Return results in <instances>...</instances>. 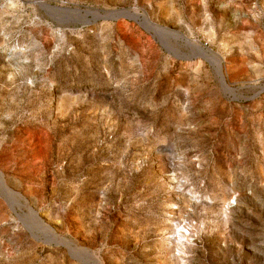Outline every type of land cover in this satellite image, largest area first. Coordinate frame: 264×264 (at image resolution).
I'll return each mask as SVG.
<instances>
[{
	"label": "rangeland",
	"instance_id": "1",
	"mask_svg": "<svg viewBox=\"0 0 264 264\" xmlns=\"http://www.w3.org/2000/svg\"><path fill=\"white\" fill-rule=\"evenodd\" d=\"M0 173V264H264V0H0Z\"/></svg>",
	"mask_w": 264,
	"mask_h": 264
},
{
	"label": "bare ground",
	"instance_id": "2",
	"mask_svg": "<svg viewBox=\"0 0 264 264\" xmlns=\"http://www.w3.org/2000/svg\"><path fill=\"white\" fill-rule=\"evenodd\" d=\"M193 44V43H192ZM199 48V47H198ZM218 56V55H217ZM217 58H219V57H217ZM219 59H221L222 60V58H219ZM217 60V59H216ZM217 62H219V61H217ZM221 62H219V68H218V70H219V75L221 76V80H222V82L225 84L226 83V76H225V74H224V72H223V65L222 64H220ZM0 177H1V179H2V175H1V173H0ZM1 185V184H0Z\"/></svg>",
	"mask_w": 264,
	"mask_h": 264
}]
</instances>
